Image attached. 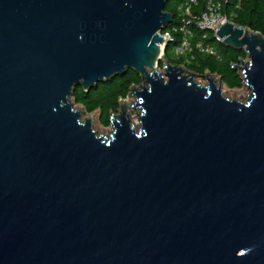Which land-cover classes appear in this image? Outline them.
<instances>
[{
  "label": "water",
  "instance_id": "95a60500",
  "mask_svg": "<svg viewBox=\"0 0 264 264\" xmlns=\"http://www.w3.org/2000/svg\"><path fill=\"white\" fill-rule=\"evenodd\" d=\"M168 1L0 0V264H264V36L216 33L229 100L164 58ZM127 70L140 128L97 136L69 98Z\"/></svg>",
  "mask_w": 264,
  "mask_h": 264
},
{
  "label": "trees",
  "instance_id": "16d2710c",
  "mask_svg": "<svg viewBox=\"0 0 264 264\" xmlns=\"http://www.w3.org/2000/svg\"><path fill=\"white\" fill-rule=\"evenodd\" d=\"M186 0H170L165 4L164 11L173 15L171 25L179 23L178 6ZM222 3V13L230 18V21L238 27L247 28L252 32H258L264 36V0H220ZM201 11V9H198ZM197 13L196 11L194 12ZM169 26L168 28H170ZM190 27V26H189ZM193 32L191 41L190 60L183 64L181 59L174 60L169 56L172 48H177L180 44V36L174 34L173 41L168 44L164 51V58L171 64L183 65L189 71L198 75L205 72L218 76L222 84L228 89L240 88L242 80L239 73L233 69L235 64L246 58L243 50H233L227 48L221 43L215 41L212 33L207 34L206 39H202V34L193 26L190 27ZM202 41L203 45H210L216 49L220 58L204 55L195 49V43ZM158 68H162V61ZM141 79L133 70H127L122 76L112 77L107 81L98 83L94 88L85 92L82 88L76 87L72 97L76 104L83 106L87 113L99 111L101 123L108 126L110 116L119 108V99H124L132 86L140 84Z\"/></svg>",
  "mask_w": 264,
  "mask_h": 264
},
{
  "label": "built area",
  "instance_id": "2783aa9c",
  "mask_svg": "<svg viewBox=\"0 0 264 264\" xmlns=\"http://www.w3.org/2000/svg\"><path fill=\"white\" fill-rule=\"evenodd\" d=\"M201 9V11H198ZM179 23L169 25L159 32L164 43L170 44L173 41L174 34L180 36V44L175 52L180 56L184 53L191 52V41L193 40V32L190 29L193 26L202 34V39L207 38L208 33H212L215 41L221 43L222 40L216 35L220 27L225 23H232L227 15L222 13V3L220 0H186L178 6ZM197 12L196 14L194 12ZM190 26V27H189ZM236 26V25H235ZM237 28H241L236 26ZM163 50V45L161 46ZM195 49L199 53L220 58L216 49L210 45H203L202 41L195 43ZM165 51V50H164ZM240 77L241 74H239Z\"/></svg>",
  "mask_w": 264,
  "mask_h": 264
},
{
  "label": "rangeland",
  "instance_id": "374dc122",
  "mask_svg": "<svg viewBox=\"0 0 264 264\" xmlns=\"http://www.w3.org/2000/svg\"><path fill=\"white\" fill-rule=\"evenodd\" d=\"M175 49L176 48H172L169 51V56L174 60L181 59V61H183L182 62L183 64L188 63V61L190 60V58H189L190 55L188 53H184L183 55L179 56L175 52ZM244 60H245V62H248L249 59L245 58ZM162 63H163V61H162ZM180 67L184 70V74H187L188 72H192V71H189L183 65H181ZM157 71L161 72V68H158ZM192 73H194V72H192ZM238 73L241 74V72H238ZM194 74H196V73H194ZM207 74H209V73L205 72L202 75L196 74V76L194 77L195 82L202 85V86H206L207 85V78H206ZM216 78H218V76H216ZM217 85H219V83ZM221 92L225 98H227L229 100H236V101L241 102V103H245L251 97V89H248L244 83H242L240 88H235V89H228L226 86H224L222 84ZM69 101L73 104V108L75 110L85 111L83 106L75 103L73 97H70ZM135 102H136V98L133 95H131V96L128 95L124 99H119V104L124 103L127 106L126 107V113L130 115L131 126H133L136 130H139L140 123H139L138 117H137V113H139V109H136L135 111L131 109L132 104H134ZM119 112H120V107L118 108V110L115 113L111 114L110 118L113 115L117 116ZM86 119L91 120L90 123H91L92 130L96 132L97 136H101V137L107 138V139L110 138V136L112 135V132H113V126H112L111 122H109L108 126H104L101 123L100 114H99L98 110H96L92 113L85 112L84 114H81L80 121L83 122Z\"/></svg>",
  "mask_w": 264,
  "mask_h": 264
},
{
  "label": "bare ground",
  "instance_id": "6f19581e",
  "mask_svg": "<svg viewBox=\"0 0 264 264\" xmlns=\"http://www.w3.org/2000/svg\"><path fill=\"white\" fill-rule=\"evenodd\" d=\"M216 79V81H217V84L219 83V81H218V79L217 78H215ZM218 86V85H217Z\"/></svg>",
  "mask_w": 264,
  "mask_h": 264
}]
</instances>
